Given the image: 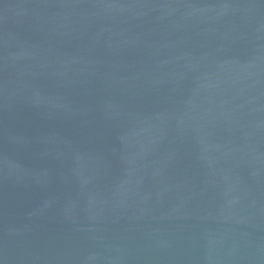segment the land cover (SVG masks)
Returning <instances> with one entry per match:
<instances>
[{
  "label": "water",
  "instance_id": "water-1",
  "mask_svg": "<svg viewBox=\"0 0 264 264\" xmlns=\"http://www.w3.org/2000/svg\"><path fill=\"white\" fill-rule=\"evenodd\" d=\"M0 264H264V0H0Z\"/></svg>",
  "mask_w": 264,
  "mask_h": 264
}]
</instances>
